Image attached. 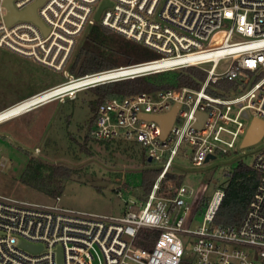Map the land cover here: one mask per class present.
Returning <instances> with one entry per match:
<instances>
[{"label":"built area","instance_id":"obj_1","mask_svg":"<svg viewBox=\"0 0 264 264\" xmlns=\"http://www.w3.org/2000/svg\"><path fill=\"white\" fill-rule=\"evenodd\" d=\"M36 1L13 4L21 11ZM102 1L45 0L37 8L45 33L29 19L9 23L6 0H0V46L62 70L66 77L1 110L20 107L0 123L107 82L189 66L206 76L199 87L143 91L106 98L99 105L91 134L137 140L160 169L148 196L126 201L124 214L66 207L59 197L42 202L0 192V264H184L187 241L193 242L188 264H264V146L252 163L258 183L236 226L214 221L227 184L209 196L203 222L196 227L193 222L205 191L185 183L173 192L162 191V181L178 155L201 166L208 156L241 146L253 118L264 121V0H109L97 20ZM225 20L231 22L227 30L222 29ZM95 22L160 56L82 76L70 74L67 64L78 40ZM218 36L222 42L215 44ZM221 80L232 84L221 87ZM72 83L80 85L71 88ZM176 105L166 137L157 121L143 117L166 114ZM143 229L158 231L150 248L138 244Z\"/></svg>","mask_w":264,"mask_h":264},{"label":"rangeland","instance_id":"obj_2","mask_svg":"<svg viewBox=\"0 0 264 264\" xmlns=\"http://www.w3.org/2000/svg\"><path fill=\"white\" fill-rule=\"evenodd\" d=\"M230 26L231 22L225 20L222 29L227 30ZM83 37L84 34L67 64L68 72L74 76H79L72 71V63ZM215 39V44H220L223 37ZM65 80L62 70L0 46V107ZM94 98L93 89H85L74 98L56 99L1 122L0 192L33 201L56 200L21 180L30 159L36 156L45 162L39 168L42 174L48 170L46 163L76 169L64 183L58 200L61 205L103 214H124L126 201L139 197L141 193L143 169L148 166L143 160L145 151L141 144L123 139L117 140L122 145L113 141L90 140L84 143L87 123L93 114L90 103ZM70 135L76 141L72 142ZM77 143L81 146L84 144L87 150L81 152V146ZM263 146L264 139L249 147L238 144L236 149L218 154L201 166H195L188 158L178 155L172 171L183 175L188 187L196 191L203 189V196H210L229 182L230 173L240 163L252 165L256 151ZM152 164L156 165L155 162ZM53 182L59 185L57 180ZM202 222V214H198L193 226H199ZM192 249L193 242L187 241L184 264H188L192 258Z\"/></svg>","mask_w":264,"mask_h":264},{"label":"trees","instance_id":"obj_3","mask_svg":"<svg viewBox=\"0 0 264 264\" xmlns=\"http://www.w3.org/2000/svg\"><path fill=\"white\" fill-rule=\"evenodd\" d=\"M159 56L160 54L156 50L133 39H129L125 35L102 25L100 22H95L88 26L84 32V37L82 38L72 63V71L80 76L120 65L155 59ZM205 76L206 72L203 70L195 66H189L187 68L160 71L136 76L134 78L107 82L89 88L93 89L95 98L91 100L90 103L93 106V114L87 123L88 129L84 136V143L87 144L90 140L98 142H117L118 139V141L123 139L125 141H135L139 143L137 140H127L125 138L99 139L91 134L90 129L94 124L99 105L106 98L125 97L143 91L155 92L162 88L182 85L199 87ZM231 84L232 83L227 80H221L219 83L221 87H228ZM214 93L219 92L214 91ZM70 136L72 142L76 141L74 136ZM117 144L122 145V142H117ZM76 145L81 146L78 143ZM85 149L87 150L86 146L83 144L80 151L84 152ZM144 151L143 160L145 165L148 166L143 169L140 198L148 196L154 181L160 173V169L154 167L152 164L154 161H149L145 148ZM43 165H45V162L36 156H32L21 180L27 184L38 187L47 193V195L57 198L64 190L65 181L72 177L76 169L69 166H53L46 163L48 170L42 174L39 168ZM54 180H57L59 185L54 184ZM258 180V172L252 165L245 163H240L236 169L230 173L226 194L215 215L214 221L216 224L236 226L241 222L253 196ZM182 183H184L183 175L171 171L162 181V191L173 192L174 188ZM208 199L209 196H203L197 208V215L205 211ZM157 236V230L143 229L140 239H138V244L150 248L153 246Z\"/></svg>","mask_w":264,"mask_h":264},{"label":"water","instance_id":"obj_4","mask_svg":"<svg viewBox=\"0 0 264 264\" xmlns=\"http://www.w3.org/2000/svg\"><path fill=\"white\" fill-rule=\"evenodd\" d=\"M44 1L45 0H37L36 2H34L29 7L20 11V10H17L15 8V6L13 4V0H6V6L8 9V13H7V17H6L7 21L9 23H12L17 19H29V20L33 21L34 23H36L37 25H39L43 29V31L45 33H47L48 30H47L45 24L43 23V21L40 19L38 12H37L38 6H40ZM108 4H110L109 0H103L101 2V4L99 5V7L96 11V14H95V18L97 20L99 19L103 8ZM177 110H178V105H176L170 112H168L166 114H163V115H148L147 114V115H143V117L150 119V120L157 121L162 127L163 137H166L170 131V128H171L174 120H175ZM200 116L202 117L203 115L200 114ZM201 123H202V120L198 121V124H201ZM263 132H264V121L260 118H257V117L253 118L241 146L242 147H249V146L256 144L262 138ZM211 158H215V156L214 155L208 156L207 161L210 160ZM151 160H152V158L150 157L149 161H151ZM23 244H24V246L28 247L29 249H35L34 246L29 245V244H25V242H23ZM59 259L61 261V257Z\"/></svg>","mask_w":264,"mask_h":264},{"label":"bare ground","instance_id":"obj_5","mask_svg":"<svg viewBox=\"0 0 264 264\" xmlns=\"http://www.w3.org/2000/svg\"><path fill=\"white\" fill-rule=\"evenodd\" d=\"M78 85H80V84H78V83H72V84H70V87L71 88H74V87H77ZM18 110H20V107H17V109H15V110H10L8 112L0 113V119L11 115V114L17 112Z\"/></svg>","mask_w":264,"mask_h":264},{"label":"crops","instance_id":"obj_6","mask_svg":"<svg viewBox=\"0 0 264 264\" xmlns=\"http://www.w3.org/2000/svg\"><path fill=\"white\" fill-rule=\"evenodd\" d=\"M21 100H22V99H21ZM18 101H20V100H18ZM18 101H16V102H18ZM16 102H14V103H16ZM14 103H11V104H9V105L1 106V107H0V111L3 110V109H5V108H7V107H9V106H11V105L14 104Z\"/></svg>","mask_w":264,"mask_h":264}]
</instances>
